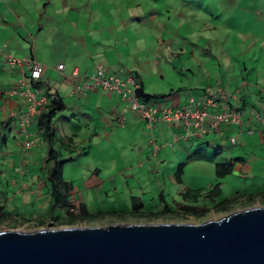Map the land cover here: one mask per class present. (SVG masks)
Instances as JSON below:
<instances>
[{"label": "crops", "instance_id": "obj_1", "mask_svg": "<svg viewBox=\"0 0 264 264\" xmlns=\"http://www.w3.org/2000/svg\"><path fill=\"white\" fill-rule=\"evenodd\" d=\"M66 1L69 0L63 1L62 6L55 9L51 7L50 0H32L25 4L23 11L18 12L13 8L9 9L10 4L0 0V165L9 169V162L13 160L8 164L4 162L20 156V165H17L18 161H13L10 165V169L19 173L12 179L13 184L21 181V200L15 207L18 209L24 205L26 209H30L27 216L35 219L37 215L42 216L50 206L47 147L43 146L42 136L37 134V121L45 103L37 106L30 123L23 121L29 103L28 91L36 90L37 99L44 97L47 102L48 95L55 93L65 103L66 108L56 113L53 125L59 140L71 137L77 146L74 151L66 153L63 166L67 198L75 202L78 211L96 215L92 221H97L103 215H125L131 213L130 211L133 213L129 215L136 219L144 218L152 213L149 207L158 211L170 209L169 204L145 207L148 203L143 195L154 191V181L160 186L165 183L166 176L170 177V167H164L162 162L171 154L179 161L174 170L176 182L179 183L182 182L184 165L188 160L213 162V182L220 181V192L214 197L213 205L217 204L215 208L218 210L228 208L218 202L223 194L221 178L231 174L237 180L245 179L246 186V177L256 178L262 174L264 168V0H220L222 4L215 7L217 11L213 10L207 16L211 27L216 24L212 28L219 33L213 35L208 30L209 36L203 37L206 43L211 42V51L194 53L192 50L190 60H186L184 65L186 69L179 72V81L176 83L167 80L164 72L155 77L148 73L155 66L153 59L138 62L118 58L117 61H106L112 55L110 51L122 48L125 49L122 53H126L129 44L118 46L117 38L102 36L98 30L88 33L92 5L86 4L87 0H72L69 3ZM251 4H259V8H253ZM84 8L91 10L86 16L79 13ZM224 23L227 28L224 36H221ZM59 34L64 35L63 42L56 39L55 35ZM200 43L190 41L189 45L199 47ZM110 46L111 50L108 48ZM234 46L242 47L240 52H232ZM254 48L255 51L251 53ZM136 51L137 48L131 54ZM194 54L196 58L191 61ZM11 57L29 58L41 63L44 65L43 75L38 80L31 79L29 65H12ZM160 60H156V65L161 66ZM59 63L64 65L63 69H57ZM96 65L103 67L107 77L124 76L131 72L136 79V82L128 83L132 89L135 84L141 86L145 93L156 95V98L143 101L144 109L154 114L152 126L147 125V118L140 116L138 109L130 108L129 98L110 94L101 86L91 89L88 87ZM121 80L125 78L122 77ZM147 80L155 88H150ZM83 87L85 90H81ZM218 90H222L224 95L213 98L214 106L205 107L210 116L204 117L202 127L194 125L193 120L188 123L183 119L168 122L162 118V109L166 107L171 111L183 110L189 101L194 103L190 100L192 98L202 102L192 108L201 109L208 104V97ZM221 112L228 114L227 120L217 121L213 117ZM121 113L124 116L123 124L117 119ZM29 136L35 137L34 148L30 149L32 153H39L43 164L39 160L31 159L36 154H24L22 142ZM159 138L173 141L182 150L176 149L175 152L166 151L162 154L160 150L165 144L158 145ZM153 144L154 150L150 153ZM133 145L145 154L133 156L128 151L129 148L136 149ZM188 145H194V150L185 158L183 153ZM226 145L227 155L218 159ZM93 161H99V164H92ZM217 163H231V167L217 177ZM138 172L143 175H138ZM2 176L7 178L4 172ZM141 176L145 177L140 179ZM26 180L33 181L34 188L26 186ZM133 180L139 182V186L131 187L126 201L122 195ZM145 184H150L151 188L142 190ZM212 185L211 183L208 188L199 189L206 194L213 188ZM261 188L253 186L250 188L253 191L235 196L228 194L227 199L241 197L240 199H249L252 201L250 204H254ZM34 189V192H29ZM3 191L5 201L8 198L7 191ZM26 192L29 193L28 197ZM107 197L110 198L109 211L101 208L106 203L109 204ZM154 199L151 197L149 200ZM199 199L210 200L204 196ZM178 204L181 209L184 201ZM206 205L208 210L212 208Z\"/></svg>", "mask_w": 264, "mask_h": 264}, {"label": "rangeland", "instance_id": "obj_2", "mask_svg": "<svg viewBox=\"0 0 264 264\" xmlns=\"http://www.w3.org/2000/svg\"><path fill=\"white\" fill-rule=\"evenodd\" d=\"M4 1L10 4L11 7H8L9 9L13 8V10L21 12L23 11L25 4H28L32 0ZM42 1L47 2L48 0ZM50 1L51 7L58 9L60 6H62L63 1L65 0ZM69 1L66 2L69 3ZM87 3L92 5V20L87 27L88 33L92 32L93 30H98L102 36L111 37L112 39L117 38L118 46L122 44H129L126 53H122L125 51V49L122 48L110 51L112 55L109 58L105 59L106 61H117L118 58H121L122 60H134L138 62L153 59L155 60V66L153 67V71L149 69L148 73L152 77H155L156 75L164 72L165 78L171 81V83H176L179 81V72L185 71L186 66L184 65L186 64V60H190V52L192 50H194V53H201L203 52V50L211 51V42L208 44L206 43V40L203 39V37L209 36L208 30H210L213 35H217L219 33L218 30L212 28L216 24L211 27L210 19H208L207 16L213 10H216V5L222 4L220 0H87L86 4ZM243 4H245V1H243ZM259 4H257V6L251 4V6L253 8H259ZM90 11L91 10H86V8H84L80 10L79 13L86 16L87 12ZM45 20H43V22H45ZM236 21H238V18L236 19ZM203 28H206V30H204ZM226 28L227 27L224 23L222 25L221 36H224V31L226 30ZM55 37L56 39H59L60 42H63L64 40L63 34L55 35ZM163 40H166V42H163ZM190 41H200L201 43L199 47H196L189 45ZM108 48L109 50H111L112 46ZM135 48H137L138 51H136L134 54H131L133 50H135ZM213 48L216 47L213 45ZM233 48L234 49L232 52L238 53L240 52V48L242 47L234 46ZM255 49L256 48L252 49L251 53H253ZM195 58L196 54L191 57V61ZM157 59H161L159 62L161 66L156 65ZM7 60L8 57L6 61ZM11 64L18 65L17 59H13V62ZM141 74L145 76V73L141 72ZM147 84L150 88H155L154 85L151 84L148 80ZM147 90L150 89H148L147 87ZM14 138L16 139V137ZM21 142L22 141L20 140L19 143L21 144ZM42 142L43 146L47 145L45 141ZM163 144L165 145L160 150L162 154L166 151L175 152L176 149L182 150V148H180L173 141L159 138L158 145L161 146ZM133 146L136 149L129 148L128 150L133 156H143L145 154L137 149V146ZM189 146L190 145H188V148L184 150L183 154L185 158L189 154H192L194 150V145L190 147ZM227 147L228 145H226V148H224L225 151L221 152L218 155V159L221 158L220 156L224 157L227 155ZM153 150L154 144L152 145L150 153H152ZM23 151H25L24 154L26 153L28 155L36 154L37 156L31 157V159L40 161L39 153H32L31 149L28 148H23ZM20 155H22V152L20 153ZM10 160L18 161L17 165H20V156L8 159L6 162H4V164H8ZM13 161L9 162V169L7 166H4L2 164L0 165V181L2 184L0 185V188L1 190H6L8 196V198L6 199L7 201H4L6 196L0 195V205L4 207L5 212H9V214L4 219L0 220V229L14 228L22 231H30L33 230L37 225V221L30 219L27 216L30 212V209H26L24 205H21L20 207H18V209L17 207H15L17 206L16 204L21 200L22 194L21 192H19L21 181L14 184L12 182L14 176L19 175V173H16L17 171H14L15 169H10V165L13 163ZM188 161L189 162H186L184 165L185 170L182 175V182H176L177 179L176 175H174V170L179 161L177 162L174 159L173 154H171L168 159L162 162V164H164V167H170V177L166 176L165 183H162V185L160 186L156 181H154L152 185L154 191H149L148 193H145L143 195L145 197V200H147L146 203H148H145V207L154 204H169L170 209L168 210L166 209L158 211V209H152L151 207H149L152 213L147 214L144 218L141 217L136 219L134 216L129 215L133 213V211H130L131 213L125 215H103L100 216V219L98 218L97 221H92L91 219L80 218V215H78L79 211L75 208V202H72L73 205L71 207V210L77 213H67L66 211H60L59 218L46 221L45 225L39 228H46L50 223H52L53 226L66 223H75L73 225L77 226H105L113 222L147 223L145 221L150 220L151 222L166 220L172 222L181 221L200 223L208 219H217L223 215L228 214L231 211L241 210L245 207L264 205V168L262 174L258 177H246V186H244L245 179L237 180L231 174H228L225 177L221 178L223 194L219 197L218 202H221L222 206H226L228 208L224 210H218L215 208L217 204L213 205V203H215V199L212 200V198L210 197V200L199 199V197L204 196V191L199 188H208L211 183L214 185V163L210 161H203L202 159H191ZM40 164H43V162L40 161ZM92 164L98 165L99 161H93ZM259 164H262V162H260ZM3 172L7 174V178H4L2 176ZM140 174L141 173L138 172V175ZM145 176H141L140 179H143V177ZM6 182L8 183L7 186ZM32 183L33 181L26 180V186H28L29 188H34ZM254 183H256V185H250ZM134 186L138 187L139 182L133 180V182H130L129 185L124 189L122 198H124L126 201L128 192L130 191L131 187ZM234 186H239L240 188L235 189L233 188ZM253 186L262 187L258 191L256 198L254 199V204H250V202L252 201L249 199H240L241 197H239L238 199L228 197L227 199L228 194L230 196H235L238 194H243L244 192L253 191L252 189H250ZM148 188L150 189L151 185L145 184L142 190H147ZM34 191L35 189L29 192ZM160 193L162 194V197H160ZM25 195L26 197H28L29 193L26 192ZM109 197H111V193L109 194ZM151 197L155 199L149 200ZM35 199L36 196L33 197V200ZM2 200L4 202H2ZM106 201L109 204L106 203L101 208H103L102 210L109 211L111 210L109 202L110 198L107 197ZM183 201L184 206H193L195 207V211H188L189 214H186L181 210L179 211L180 205L178 204V202ZM206 204L209 205V208H212L209 210L207 209L206 213L204 214L203 211L207 208V206H205ZM245 204L250 205L244 206ZM156 208H159V206H157ZM10 211H15V213L13 214ZM116 211L118 210L116 209ZM151 215L152 217H150Z\"/></svg>", "mask_w": 264, "mask_h": 264}, {"label": "water", "instance_id": "obj_3", "mask_svg": "<svg viewBox=\"0 0 264 264\" xmlns=\"http://www.w3.org/2000/svg\"><path fill=\"white\" fill-rule=\"evenodd\" d=\"M0 264H264V205L200 223L1 229Z\"/></svg>", "mask_w": 264, "mask_h": 264}, {"label": "trees", "instance_id": "obj_4", "mask_svg": "<svg viewBox=\"0 0 264 264\" xmlns=\"http://www.w3.org/2000/svg\"><path fill=\"white\" fill-rule=\"evenodd\" d=\"M136 95L140 99V101H148L150 99L156 98V95H149L143 91L141 86H139L136 90ZM121 98V94L118 95ZM47 97V94H46ZM127 98V97H125ZM66 108L63 99L57 96L55 93L48 95L47 102H45V108L41 110L37 121V128L42 133L43 141L47 143V158L46 162L48 164V180L47 185L48 192L50 195V206L47 210L43 213V215H37L33 220L37 221V225L34 229L39 228L45 225L46 221L55 220L59 218L60 211H66L67 213H77L71 210L73 203L67 198L66 193V181L63 177V166L66 160L65 156L67 152H72L76 149V144H74L73 139L71 137H63L61 140L57 138L56 129L53 125V119L57 112L62 111ZM228 167H231V163H217L216 165V174L217 177H220V173L224 174L227 172ZM182 164L179 166V171H181ZM178 173V172H177ZM220 181H216L214 186L209 193L204 194L205 197H210L215 199L214 197L219 195L220 192ZM4 194L5 191L1 190L0 195ZM215 193V194H212ZM222 204L221 202H219ZM185 211H195V207L185 205L182 207ZM207 211L204 210L203 213L205 214ZM11 212V211H10ZM9 212H5L4 207L0 205V220L4 219ZM80 218L83 219H91L96 216L92 213H84L78 212ZM99 216V215H97ZM151 221V220H150ZM147 222V221H145ZM72 223H66L57 226H65L71 225ZM75 224V223H73ZM72 224V225H73ZM49 225H52L50 223ZM48 225V226H49ZM45 227V226H44ZM1 230V229H0Z\"/></svg>", "mask_w": 264, "mask_h": 264}, {"label": "built area", "instance_id": "obj_5", "mask_svg": "<svg viewBox=\"0 0 264 264\" xmlns=\"http://www.w3.org/2000/svg\"><path fill=\"white\" fill-rule=\"evenodd\" d=\"M21 61H18V63H20ZM30 65H31V76L34 78H38L41 76L42 73V65L39 62L36 61H27ZM63 64H59L58 68H62ZM103 71L101 68H96L95 74L93 75V79L95 81V84H102L107 90H116L118 92H120L122 94L123 97H127L130 100V107L133 109H138L143 116L148 117L149 123H151V121H153V115L151 114V112L149 110H145L144 109V105L140 102H138L135 98H134V91L131 90V88H129L127 85H123V83L120 81L119 78L114 77V76H110L109 78H105L102 77ZM128 81L132 82V79L129 77ZM218 92L220 93L219 96H223L222 93L220 92V90H218ZM30 95V101H29V105L27 108V116H26V120L30 119V115L34 112L35 107L37 104L40 103L39 100L35 99L34 95L32 93H29ZM214 97H217L216 95H212L211 97H209L207 99L208 104H205L203 108L199 109V108H192L193 105L191 104V106L189 105L188 108L180 111H176L174 114L169 115L168 111H163V118L165 120H176L179 118H183L184 121L187 123L190 120H193V124L194 125H200V127L203 126V124H201V122L204 120L205 116H210V114L208 113L209 111H207L205 109V107L207 105H211L214 106L215 105V101H214ZM190 109H195V110H190ZM213 117L217 120V121H222V120H227L228 118V114L221 112V113H216L215 115H213ZM27 123V122H26ZM32 145V141L30 140H25L24 141V146L25 147H30Z\"/></svg>", "mask_w": 264, "mask_h": 264}, {"label": "clouds", "instance_id": "obj_6", "mask_svg": "<svg viewBox=\"0 0 264 264\" xmlns=\"http://www.w3.org/2000/svg\"><path fill=\"white\" fill-rule=\"evenodd\" d=\"M13 59H17V63H18V61H21L20 63H26V64H28L29 65V71H31V65L27 62V61H30V63H31V61H35V60H31V59H29V58H16V57H11L10 58V62L12 63L13 62ZM37 62V61H36ZM41 64V63H40ZM59 64H62V63H59ZM59 64H57V69H63L64 68V65H63V67L62 68H58V65ZM42 65V64H41ZM42 67H44V65H42ZM96 68H101L102 69V71H103V74H102V77H105V78H109V77H107V75H105L104 74V69H103V67L101 66V65H96V67H95V69H94V71H93V73H92V76L90 77V81H91V83H90V85L88 86L90 89L92 88V87H94V86H101L103 89H105L108 93H110V94H113V93H115L116 95H120L121 93L120 92H118V91H116V90H112V91H110V90H107L101 83L99 84H95V81H94V79H93V75L95 74V71H96ZM43 75V69H42V73H41V76ZM41 76L40 77H38V78H34V77H32L31 76V72H29V77L31 78V79H33V80H38V79H40L41 78ZM112 76V75H111ZM122 77H124L125 78V80H121V78ZM131 78L132 79V83H134V82H136V79H135V77L132 75V73L130 72V73H128V75L127 74H125L124 76H120V75H118V77L117 78H119L120 79V81L123 83V85H127L129 88H131L129 85H128V83L130 82V81H128V78ZM139 86L137 85H135L134 84V88L132 89L131 88V90H133L134 91V98L138 101V102H140V103H142L143 105H144V102L143 101H140V99L137 97V95H136V90H137V88H138ZM81 90H85V88L83 87V88H81ZM114 91V92H113ZM220 92L222 93V95H224V93L222 92V90H220ZM29 93H32L33 95H34V97H35V99H37L36 98V96H35V93L37 94V91L36 90H34V92L33 91H28V100L30 101V95H29ZM212 95H216L217 97L216 98H219V97H221V96H219L220 95V93L219 92H215V93H212ZM211 95V96H212ZM210 96V97H211ZM121 98H125V97H123L122 96V94H121ZM209 98V97H208ZM37 100H39L40 101V103L39 104H37L36 105V107H35V110H34V112L30 115V119L29 120H26V116H27V108H28V105H29V103L27 104V106H26V111H25V116H24V118H23V121L24 122H27V123H30V121H32L33 120V116L35 115V113H36V111H37V106L38 105H42V104H44L45 103V98L44 97H42L41 99H37ZM44 100V101H43ZM191 101H194V103H191L190 101L186 104V106H185V108H183V110L184 109H186V108H188V106L190 105L191 106V104L193 105V106H196V105H198L199 103H202V102H200L199 100H194L193 98L192 99H190ZM157 100H155V102H156ZM157 105H159V103H156ZM131 108V107H130ZM133 109V108H132ZM134 110H137V109H134ZM145 110H148V109H145ZM178 110H180V109H177L176 111H178ZM150 111V110H149ZM163 111H168V113H169V115H172V114H174L176 111H171L170 110V108L168 109V108H164V109H162V118H163ZM180 111H182V110H180ZM151 112V111H150ZM139 114H140V116H142V117H146V116H143L142 115V113L141 112H138ZM151 114L153 115V117H154V114L151 112ZM147 118V125H149V126H152L153 125V121H151V123H149V120H148V117H146ZM117 119H118V121H119V123H121V124H123L124 123V116H123V114L121 113V114H119L118 116H117ZM164 119V118H163ZM179 119H183V118H179ZM184 120V119H183ZM168 122H176V121H178V119H176V120H167ZM188 123V122H187ZM197 126H199V125H197ZM190 130V129H189ZM39 131V130H38ZM40 132V131H39ZM37 133L38 135H41L42 136V133L40 132V133ZM186 134H187V132H186ZM30 140V141H32V145L30 146V147H25L24 146V141L25 140ZM23 142H22V147L23 148H28V149H30L31 147H33V145H35V142H36V139H35V137H32V138H30V136L29 137H27L26 139H25ZM46 147H47V145H46ZM250 207V206H249ZM78 208H79V206H78ZM161 221H166V220H161ZM148 222H151V221H147V223ZM156 222H159V221H156ZM176 222H178V221H176ZM181 222V221H180ZM140 223V222H139ZM143 223V222H142ZM65 226H71V225H65ZM56 227V226H55Z\"/></svg>", "mask_w": 264, "mask_h": 264}, {"label": "flooded vegetation", "instance_id": "obj_7", "mask_svg": "<svg viewBox=\"0 0 264 264\" xmlns=\"http://www.w3.org/2000/svg\"><path fill=\"white\" fill-rule=\"evenodd\" d=\"M208 198H209V197H208ZM205 206H207V205H205ZM206 209H208V207H207ZM180 210H181L182 212L186 213V214H189V212L185 211V210L182 209V208H181V209L179 208V211H180Z\"/></svg>", "mask_w": 264, "mask_h": 264}]
</instances>
